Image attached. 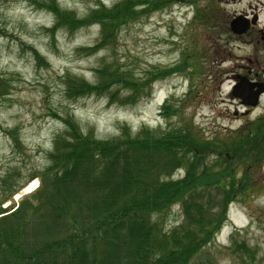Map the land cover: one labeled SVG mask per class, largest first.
<instances>
[{
  "label": "trees",
  "instance_id": "obj_1",
  "mask_svg": "<svg viewBox=\"0 0 264 264\" xmlns=\"http://www.w3.org/2000/svg\"><path fill=\"white\" fill-rule=\"evenodd\" d=\"M26 1L54 17L46 29L51 38L59 30L73 34L97 25V42L78 51L86 54L106 48L116 39L119 26L146 13L170 3H194L118 0L106 6L94 0L81 18L61 8L59 0ZM195 56L188 50L181 63L152 70L148 84L193 69L189 61ZM39 64H45L44 57ZM125 73L127 77L117 65H106L95 69V81L89 82L66 72L65 95L99 96L111 105L125 91L122 106L150 98L151 91H140L133 75ZM193 86L191 82L189 94ZM3 92L7 93L0 81V96ZM168 101L162 105L164 128L139 126L133 132L122 124L117 135L106 138L84 131L70 114L59 117L63 127L53 137L47 163L28 179L38 178V188L14 207L13 195L27 182L18 184L19 170L2 178L0 264H211L205 249L215 245L233 196H244L250 187V167L264 147V120L204 138L192 122L183 118L172 122L178 111L171 110ZM9 135L20 148L17 131ZM239 166L243 171L238 177ZM178 170L184 176L173 179ZM214 192H219L221 208L211 212L208 201ZM6 202L10 206L2 208ZM175 206L181 219L167 229L164 218ZM240 251L247 253L244 245L238 246Z\"/></svg>",
  "mask_w": 264,
  "mask_h": 264
},
{
  "label": "rangeland",
  "instance_id": "obj_2",
  "mask_svg": "<svg viewBox=\"0 0 264 264\" xmlns=\"http://www.w3.org/2000/svg\"><path fill=\"white\" fill-rule=\"evenodd\" d=\"M99 1L110 6L118 0ZM193 1L170 3L123 24L118 27L113 43L86 54L79 52L99 39L97 25L73 34L59 30L51 38L46 31L54 22L51 14L26 0H0V81L7 91L0 96V199L5 194L2 178L7 173L19 170L18 184H23L45 167L53 137L63 127L59 117L66 114L98 138L117 135L122 124L133 132L139 126L164 128L165 115L157 117L158 110L163 113L159 104L164 100H169L171 110L178 111L172 122L188 120L204 138L248 128L250 123L264 117V96L254 112L246 113L231 94L235 75L264 74V41H232L221 28L222 22H229L236 14L261 8L264 0ZM59 3L61 8L81 18L96 4L94 0H59ZM188 50L196 53L195 59L189 61L194 70L148 84L152 70L172 68L181 63L183 53ZM42 57L44 65L39 64ZM106 65H117L124 77L125 71L131 73L140 91H151L150 98L122 106L125 91L110 100L111 105L99 96L66 97L63 80L66 72L94 82L95 69ZM191 82L194 86L189 94ZM13 130L22 143L20 148H15L10 138ZM242 171L240 166L236 169L238 177ZM249 173L250 190L242 197L233 196L234 202L227 210L228 220L215 238V245L205 249L211 264H264V147ZM183 176L184 172L178 170L173 179ZM33 181L35 186L39 184L36 179ZM29 185L13 197L14 205L34 191L28 189ZM210 195L214 198L208 201V207L214 212L221 208L219 192ZM180 219L179 206H175L164 218L166 228H172ZM242 245L247 253L237 252Z\"/></svg>",
  "mask_w": 264,
  "mask_h": 264
},
{
  "label": "flooded vegetation",
  "instance_id": "obj_3",
  "mask_svg": "<svg viewBox=\"0 0 264 264\" xmlns=\"http://www.w3.org/2000/svg\"><path fill=\"white\" fill-rule=\"evenodd\" d=\"M261 5H262L261 8L256 7L255 9L250 10L249 13L240 12L236 14L235 17L229 20V22L227 21L222 22L221 28L223 29V32L229 36L230 40L232 41H264V27L260 28L261 18L264 15V10H263L264 5L263 4ZM233 20L238 21L235 32L232 31L230 27V24ZM249 73H251V71ZM235 77H236L235 86L240 83L241 78H244L245 81L248 83V85H250L254 91L258 89L264 90V74H262L261 76H258V74L256 73L255 77H252L244 73L243 75L241 74L237 76L235 75ZM263 96H264V92L259 96L258 104L254 108L244 107L240 99L236 98V100H237L238 106L243 108L246 113L248 111L254 112L258 108V105H260V102ZM239 115L243 116V113H240ZM259 120H264V117H261L257 121Z\"/></svg>",
  "mask_w": 264,
  "mask_h": 264
},
{
  "label": "water",
  "instance_id": "obj_4",
  "mask_svg": "<svg viewBox=\"0 0 264 264\" xmlns=\"http://www.w3.org/2000/svg\"><path fill=\"white\" fill-rule=\"evenodd\" d=\"M236 20H233L230 24L231 30L235 32L237 28ZM263 89L253 90L248 83L242 79L241 82L232 89V96L242 101L245 106L254 107L257 104L259 95L263 92Z\"/></svg>",
  "mask_w": 264,
  "mask_h": 264
},
{
  "label": "bare ground",
  "instance_id": "obj_5",
  "mask_svg": "<svg viewBox=\"0 0 264 264\" xmlns=\"http://www.w3.org/2000/svg\"><path fill=\"white\" fill-rule=\"evenodd\" d=\"M35 185H36V183H34V181L31 182L30 185L28 186V189H29V190L34 189Z\"/></svg>",
  "mask_w": 264,
  "mask_h": 264
}]
</instances>
